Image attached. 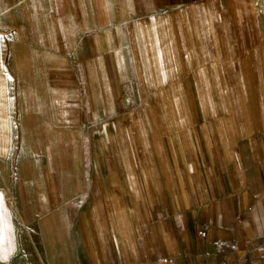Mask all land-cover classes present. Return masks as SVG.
I'll return each mask as SVG.
<instances>
[{"label": "crops", "instance_id": "0c3cea01", "mask_svg": "<svg viewBox=\"0 0 264 264\" xmlns=\"http://www.w3.org/2000/svg\"><path fill=\"white\" fill-rule=\"evenodd\" d=\"M232 4L19 3L0 49L4 254L264 264V8Z\"/></svg>", "mask_w": 264, "mask_h": 264}, {"label": "rangeland", "instance_id": "374dc122", "mask_svg": "<svg viewBox=\"0 0 264 264\" xmlns=\"http://www.w3.org/2000/svg\"><path fill=\"white\" fill-rule=\"evenodd\" d=\"M23 0H0V49L4 47L7 43V39L12 37L17 31H12L10 25H14L18 22V5ZM234 0H219V5L226 7L227 5H233ZM252 7L264 8V0H247ZM1 56V54H0ZM4 70L2 58L0 57V71ZM2 80L0 79V91L2 90ZM1 114V112H0ZM8 143L5 141L3 136V127L0 126V163L2 164L4 152L7 148ZM1 177V176H0ZM1 184V183H0ZM3 185V184H1ZM10 185V182H9ZM9 187V186H8ZM0 188H3L0 187ZM10 210L13 214V198L11 192L8 190L0 189V215L6 213V209ZM7 214V213H6ZM6 226L9 227L8 230H0V234H9L11 231L10 218L8 216ZM2 241V240H0ZM0 243V264H49V261L53 257L52 255L46 254H28V253H16V254H4Z\"/></svg>", "mask_w": 264, "mask_h": 264}]
</instances>
